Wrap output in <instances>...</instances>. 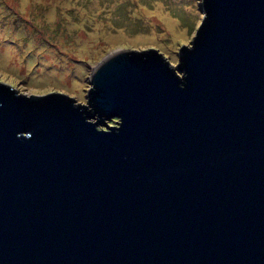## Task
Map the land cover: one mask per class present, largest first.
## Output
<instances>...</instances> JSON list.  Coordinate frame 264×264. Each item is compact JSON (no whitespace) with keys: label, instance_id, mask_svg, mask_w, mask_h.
Returning a JSON list of instances; mask_svg holds the SVG:
<instances>
[{"label":"water","instance_id":"obj_1","mask_svg":"<svg viewBox=\"0 0 264 264\" xmlns=\"http://www.w3.org/2000/svg\"><path fill=\"white\" fill-rule=\"evenodd\" d=\"M203 10L178 65L117 50L88 104L0 81V264H264V0Z\"/></svg>","mask_w":264,"mask_h":264},{"label":"rangeland","instance_id":"obj_2","mask_svg":"<svg viewBox=\"0 0 264 264\" xmlns=\"http://www.w3.org/2000/svg\"><path fill=\"white\" fill-rule=\"evenodd\" d=\"M204 16L203 0H0V81L88 104L91 72L108 55L154 47L178 65Z\"/></svg>","mask_w":264,"mask_h":264}]
</instances>
